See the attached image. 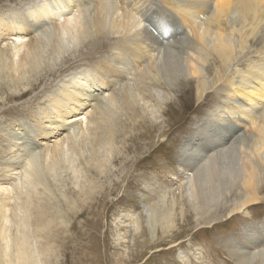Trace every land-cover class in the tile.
Returning a JSON list of instances; mask_svg holds the SVG:
<instances>
[{
    "label": "bare ground",
    "instance_id": "6f19581e",
    "mask_svg": "<svg viewBox=\"0 0 264 264\" xmlns=\"http://www.w3.org/2000/svg\"><path fill=\"white\" fill-rule=\"evenodd\" d=\"M118 2L120 5L117 0H28L25 2L26 7H7V11L0 8V31L7 29L9 33L11 32L9 38L11 43H2L0 47V89L3 85L22 84L23 79H28L33 72H38L39 68L49 69L48 71L51 72L52 65L63 53L87 39L93 42L96 52H102V40L111 32L123 40L114 48L116 50L114 55L106 57L101 54L99 57L96 56L97 60L93 59L95 56L82 55L79 61L87 62L93 69L94 75L100 77L106 87H113L117 91L121 86L115 84H119L120 76L128 74L129 68L126 67L127 64H132V61H135L132 69L139 68L140 60L145 59L148 62L147 67L139 68L138 73L136 71V80L140 79V82L157 79V73L151 75L146 73L152 72L150 67L158 57V53L163 52L162 46L166 48L172 43L181 45L185 41L186 38H175V34L181 33L185 28L188 29L191 40L190 46L184 51L189 66L187 73L199 80L200 75L204 74L203 65L207 60L211 58L225 60L232 56L236 48L233 41L234 34L240 35L239 39L244 42H247V39L252 42L253 37L262 26L264 27V0H119ZM140 8H144V14ZM120 10L123 12L118 15ZM141 16L145 19V28L135 30ZM27 29L33 31L31 39H24ZM166 40H169V43H164ZM262 44L261 50H264V43ZM256 49L255 58L250 55L243 56L249 58L251 63L237 74L240 78L235 82L240 81L241 84H237L239 87L234 85L232 89L230 88L231 91L226 94L227 99L224 100L225 104L217 109V111L220 109L218 113L221 110L226 111L232 118L249 120L247 123L254 130V134L250 137L247 165L243 166V169L231 171L223 170L219 166L220 161H225L230 156L227 155L229 150L236 148L234 143L203 153L213 144L222 143L229 133L237 129V125L227 122V119H221L222 122L219 121V124L226 122V130L222 131L219 137L218 135L214 137L210 145H205L203 149L199 148L197 154L194 152L186 154L185 151L181 154L182 158L185 157L179 160L183 165H180L181 169L189 168L192 171L186 174V177L181 175L177 180L181 189L180 196L184 195L188 198L186 200L183 198V201L172 200L168 209L164 205L166 198L164 193L165 197L150 207L144 220L145 225L138 233L140 237H144L140 246L146 248L148 244H162L167 241L170 243L174 241L176 245L182 243L175 242L176 237L184 230V226H181L182 230H178V223H175L174 209L177 204L180 205L179 216L183 222H196L199 228H203L214 226L222 217L225 221L231 220L237 214L241 215L240 217H248L250 213L248 207L264 202V194L258 193L263 186L258 182L261 180L260 174L264 168V53H259V49ZM257 54L262 57L257 59ZM238 65L240 67L236 69L239 71L242 64ZM72 79L70 85H73ZM73 86L76 87L75 84ZM69 87L71 86L68 85L65 89L54 92L52 91L55 86L50 87L49 91L52 93L44 97L45 100L49 99L50 103L47 109L41 112L43 122L60 124L68 130L67 133L43 148L29 146L32 145L30 136L21 137L23 157L13 155L2 163L9 171L19 167L21 170L15 179L0 173V264L39 263V261L36 263V260L52 248V245L48 244L51 243L48 238L53 235L49 236V234L52 231L56 232L55 234L59 233L57 225L66 221L68 209L74 208L80 196H84L82 201L86 202L83 205L85 210L77 211L73 216L71 214L70 218L81 214L88 218L89 229L94 230L91 217L104 216L106 213L104 210L106 193L102 191L103 182L96 176H105L109 157L122 152L120 143L124 142V137L116 138L117 135H124V129L120 127L118 119L120 113L114 108L117 106L115 100L105 96L97 100L93 111L85 112L79 118L74 117L76 121L65 126L62 116L73 107L74 98L72 92L68 90ZM137 89L136 84H128L116 97L117 101L121 102L122 108L132 112L129 117L127 116V121L130 120L135 126L133 129H138L137 131L140 132L131 137L132 143L136 145L135 148H138L137 139L142 137L140 141L148 137L147 128L142 127L144 130H140L139 119L142 116L138 118V113L135 111ZM78 94L83 95L82 92ZM90 96L93 99L96 97L94 94ZM201 97L202 94L199 93L197 99ZM236 97L242 101L237 100ZM74 109V113H77L78 109ZM147 110L149 111L148 108ZM20 123L24 125L23 122ZM30 126L31 133L34 129L36 134L39 132V136L47 134L45 131H39L34 125ZM213 128L216 130L215 127ZM228 129H231V132H228ZM148 145H151V142ZM168 162L166 160L162 164L150 163L145 167V161L141 159L135 163V167L163 169ZM64 172L72 173L69 181L62 179ZM139 176L136 175V178ZM58 180H61L59 184L56 183ZM232 185L233 188H230ZM98 187L101 190L100 195L94 198L92 193ZM158 189L151 187L152 192L156 194L157 191V195L162 196L160 193L162 189L161 191ZM149 193L141 194L140 199H150ZM74 221L70 229L77 228L74 226ZM43 235L49 236L45 241L47 244H43L40 240L39 244L37 240ZM247 238L245 243L251 242V239ZM174 245H168L166 249ZM227 250L232 260H221L222 264H251L255 259L264 264V244L245 252ZM235 256L236 259L233 258Z\"/></svg>",
    "mask_w": 264,
    "mask_h": 264
},
{
    "label": "rangeland",
    "instance_id": "374dc122",
    "mask_svg": "<svg viewBox=\"0 0 264 264\" xmlns=\"http://www.w3.org/2000/svg\"><path fill=\"white\" fill-rule=\"evenodd\" d=\"M26 1L28 0H0V8L7 11V7H26ZM118 1L117 3L120 5ZM121 11L123 12V10L118 11V15ZM140 11L144 14V8H140ZM138 20V26L135 30H142L146 25L145 19L141 16ZM25 31L26 37L24 39H31L33 31L28 29ZM188 32V29L185 28L181 33L175 34V38H186L181 45L172 43L166 48L162 46L161 51L163 52L158 53V57L150 67L152 72L146 73V75L157 73V79L140 82V79L136 80L139 68L147 67L148 62L144 59L140 60L138 69H132L135 61H132L130 65L125 62L127 64L126 69L129 68L131 73L128 72L127 75L120 76L119 84H115L121 86V91L128 84H136L138 88L136 91L137 99L134 103L135 111L138 113V118L142 116L139 119L140 130L143 131L144 128L148 130V137L140 141L139 139L142 137L136 140L138 148H135L136 145L132 143L131 137L140 132L137 131L138 129H133L135 126L130 123L129 118L127 121V116L129 117L132 112L122 108L121 102L117 101L116 98L121 91H117L113 87H106L101 78L94 75L93 69L87 62L79 61L82 55L95 56L94 60H97L96 56L99 57L101 54L106 55V57L114 55L116 53L114 48L123 41L117 34L112 32L106 34L102 40V52H96L93 42L87 39L63 53L52 65L51 72L48 71L49 69L42 70L39 68L38 72H33L28 79H23L22 84H9V86L3 85L1 87L0 173L10 175L12 179L19 175L21 167L9 171L2 163L13 155L23 157V140L20 139L21 137L30 136L32 145L29 146L43 148L53 144L57 137H62L68 131L60 124L51 121L48 124L47 121L43 122L44 119L41 120L42 110L45 111L50 103L49 99L45 100L44 98L46 94L50 95L55 90H63L66 86H71L68 90L74 95L73 107L70 108L71 111L68 109L66 114L62 116L65 120V123L63 122L65 126L76 121L74 117L78 116L79 118L85 112L93 111V106L98 99L105 96L113 98L117 104L114 108L120 113L118 117L120 127L124 129V135H117L116 137L117 139L124 137V142L120 143L122 152L119 155L109 157L105 176H96L97 179L99 178L98 180L103 182L102 191H105L107 200L104 216H92L90 219L95 231L89 229L88 218L81 216V214L78 217L70 218L71 214L73 216L77 211L85 210L83 205L86 202L82 201L84 196H80L77 198L74 208L68 209L66 221L57 225L59 233L55 234L56 232L52 231L49 234V236L53 235L51 238L43 235L40 237L41 239H37L38 242L40 240L43 244H47L45 241L48 238L51 240V243L48 244L52 245V248H49V253L45 252V256L41 255V258L36 260V263L39 261L37 264H222L220 263L221 260H232L227 249L245 252L264 244V202H260L248 207L250 212L248 217H240L241 215L237 214L228 221L222 217L214 226L203 228H199L196 222H183L179 216L180 205L177 204L174 209L175 223H178V230H182L181 226H184V230L181 231L180 236L176 237L175 242L181 241L182 243L176 245L174 241L173 244L167 241L162 244L151 243L146 248L140 246L144 237H140L138 233L145 225L144 220L150 207L164 198V193H166L165 207H168L172 200L178 201L188 198H185L184 195L180 196L181 189L179 181H177L181 175L186 177V174L192 172L189 168L181 169L180 165L182 164L179 162L182 158L181 154L184 151L186 154L196 153L199 148L203 149L205 145H210L214 137L217 135L219 137L220 133L226 130V122L219 124V121L222 122L221 119H227V122L234 126L237 125V129L233 133H229V136L222 143L213 144L203 153L206 154L222 145L234 143L236 148L234 150L231 148L232 150L230 149L227 153L230 155L227 158L229 160L220 161L221 169H226V171L243 169L248 161L250 137L254 134V130L248 124L249 120L232 118L223 110L219 114L220 109L218 111L217 109L225 104L226 94L231 91L232 87L234 85L239 87L237 84H241L240 81L235 82L236 79L240 78L237 74L251 63L249 58L243 56L250 55L255 58L256 52L254 51L257 50L256 48L259 49V53H264V50H261L263 48L262 43H264V36H262L264 27L262 26L253 37L252 42H249L248 39L247 42H244L239 39L240 35L234 34L233 41L236 48L232 56L225 60L213 58L207 60L203 65L204 74L200 75L199 80L187 73L189 66L184 51L191 43ZM10 34L11 32L9 33L7 29L1 32L0 47L2 43H11ZM164 43H169V40L164 41ZM180 46L182 48H179ZM148 48H150L149 45ZM156 53L157 51H155ZM257 55V59L262 57L260 54ZM238 64H242L239 71L236 69L240 67ZM85 75L88 76L85 77ZM71 79L76 87L69 84ZM61 82L64 83L60 86ZM53 86L55 89L50 92L49 88ZM75 88L76 92H74ZM79 92H82L83 95H79ZM199 93L202 94V97L198 100ZM91 94L96 95V97L93 99ZM236 99L242 101L238 97ZM74 108L78 109L77 113H74ZM214 116L216 118H213ZM20 122H23L24 125H21ZM30 125L36 126L39 131H45L47 134L39 136V132L36 134L33 129L32 135L29 131ZM230 130L228 129V132ZM237 139L239 142H235ZM150 142L151 145L147 146ZM149 150L152 153L149 154ZM141 159L145 161V167L149 166L150 163L162 164L166 160L169 162L163 169L135 167V163ZM89 170L93 172L92 169ZM136 175H140L139 178H136ZM71 176L72 173L64 172L61 177L63 180L69 181ZM260 176L261 180L259 179L258 184L261 183L263 186L258 193L262 195L264 194V168ZM60 181L58 180L56 183L59 184ZM151 187L159 188L158 191L162 189L160 192L162 196L157 195V191L156 194L152 192ZM230 188H233V185ZM71 190L73 189L71 188ZM100 191V187L96 188L92 197L97 198ZM143 193L151 194L150 199L141 200L139 196ZM73 196L75 195L73 194ZM88 216L90 217V215ZM73 220H75L74 226L77 228L70 229ZM247 237L251 239V242L245 243ZM168 245L174 246L166 249ZM239 255L243 256V254ZM182 257L185 261L182 260ZM233 258L236 259V256ZM256 262L261 264L257 259L253 260L251 264H257Z\"/></svg>",
    "mask_w": 264,
    "mask_h": 264
}]
</instances>
